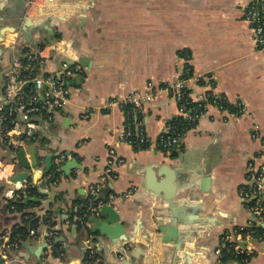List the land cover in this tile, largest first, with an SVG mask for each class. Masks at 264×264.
Instances as JSON below:
<instances>
[{
	"label": "crops",
	"instance_id": "0c3cea01",
	"mask_svg": "<svg viewBox=\"0 0 264 264\" xmlns=\"http://www.w3.org/2000/svg\"><path fill=\"white\" fill-rule=\"evenodd\" d=\"M17 2L0 0V30L17 28L6 33L0 45V84L20 55L21 47L13 48V41L28 42L18 16L8 19L7 10H23ZM249 2L34 0L30 6L27 1V16L41 23V28L34 27L29 43H45L48 55L40 75L61 76L65 62L76 73L69 80V104L54 121L42 124L36 140L26 146L37 145L41 169L47 167L46 156L55 158L59 153L69 155L60 168L72 159L78 164L68 175L61 172L52 187L44 183L46 174L37 171L22 183L25 189L32 179L46 193L39 187L40 195L27 197L38 199L25 202L37 204L26 207L25 213H35L39 222L27 239L12 248L6 245L9 235L0 237L5 264H35L36 253L53 234L52 243L54 238L63 240L49 246L43 264H88L85 258L91 252L96 259L89 264H163L162 258L170 264H222L216 251L227 241L236 253L239 247L242 255L249 256L229 264H264V238L253 237L251 231L258 220L249 200L240 194L254 184L264 152L261 141L252 137L254 127L264 134V51L257 48L253 28L245 19ZM52 44L61 46L58 53L49 50ZM183 52L190 60L181 57ZM187 63L193 74L192 97L221 95L235 111L207 102L180 144L163 152L155 142L166 123L179 115L177 101L164 93L144 108L149 145L137 148L123 142L125 114L107 103L133 91L144 92L150 83L170 85ZM110 148L123 162L115 165V178L108 176L102 182ZM13 155L0 147L5 162L15 161ZM25 171L17 163L16 175ZM95 185L103 186L101 194L108 195L105 204L114 206L124 222L123 243L90 232L88 219L78 227L72 218L73 206H84L88 190ZM128 191L132 193L126 196ZM20 216L12 224L20 222ZM174 221L179 243L169 244L172 252L164 257L166 244L155 231L159 223L169 227ZM24 255L30 256L28 263Z\"/></svg>",
	"mask_w": 264,
	"mask_h": 264
},
{
	"label": "built area",
	"instance_id": "2783aa9c",
	"mask_svg": "<svg viewBox=\"0 0 264 264\" xmlns=\"http://www.w3.org/2000/svg\"><path fill=\"white\" fill-rule=\"evenodd\" d=\"M29 5L33 6L34 0H29ZM245 19L253 28L257 48L264 51V0H250L245 9ZM16 44L21 49L27 48L28 52L14 58L11 69L0 84V147L8 149L14 154L36 140V133L42 124L54 121L56 114L69 104L71 96L69 80L76 73L75 69L65 62L61 76L40 75L48 64L46 49L34 47L29 42L19 44L17 41H13L12 47L14 48ZM48 48L56 54L60 51L61 46L52 44ZM180 55L182 58L190 60L188 52H183ZM34 70H37L36 73ZM192 76V68L187 63L170 85L154 87L150 83L144 92L133 91L122 100H110L107 106H119L126 117V125L121 133L122 141L137 148L149 145V138L142 121L144 108L149 102L164 93L177 101L178 117L182 118V122L187 125L196 124L204 113L207 102L216 104L222 110H227L222 104L223 101H226L224 96L208 94L205 98H193L189 88ZM47 87L48 89H46ZM237 108L242 113L241 106ZM179 128L174 122H167L165 129L155 142V147L163 152L175 149L186 132ZM252 137L254 140L259 139L264 146V134L258 127H254ZM68 158L69 155L59 153L54 158V165L60 168ZM261 159L262 162L255 172L254 184L251 187L242 188L240 192L242 197L249 200L250 208L258 220V225L264 223V152L261 154ZM121 162H123L122 159L117 160L116 150L110 148L107 174L102 177V182H106L108 176L116 177L113 170L115 165ZM16 167V161L7 163L0 158V188L4 189L5 198L11 200H15V189H22V182H13ZM10 184H13L14 188L10 189L8 187ZM102 187V185H95L88 190L89 205L83 215L79 214L80 206H73L75 222L84 224L90 215L96 214L103 206L104 203L96 201L101 195ZM131 193L132 191H128L126 196ZM34 233L35 231L32 230L31 234ZM225 246L223 244V247ZM236 249L237 253H243V251L240 252L239 247ZM221 251L220 248L216 253L221 256ZM91 253L93 254V252Z\"/></svg>",
	"mask_w": 264,
	"mask_h": 264
},
{
	"label": "water",
	"instance_id": "95a60500",
	"mask_svg": "<svg viewBox=\"0 0 264 264\" xmlns=\"http://www.w3.org/2000/svg\"><path fill=\"white\" fill-rule=\"evenodd\" d=\"M27 1L28 0H19L17 2L16 6H20L23 10L20 12V10L16 9L14 11L7 10L9 12L10 16L8 19L11 18V16H18V18L21 21V31L26 36V39L28 42H31L33 39V30L34 27L37 26L41 28V23H37L34 19L29 18L26 13V9L24 11V8L27 7ZM16 27L6 26L0 30V45L4 40V36L8 32H16ZM36 44H39L38 40H34ZM36 46L35 44L33 45ZM2 54V48L0 47V55ZM1 77V76H0ZM40 154L38 153V147L35 144H30L21 150H19L16 154L13 155V160H15L20 167L25 169V172L19 173L15 177H13V182H25L34 171H37L39 174L44 176L46 173H48L53 165V159L54 156H46L45 162L47 163V167L44 169L40 168ZM78 162L76 159L68 160L61 168L60 171L64 172L66 175L70 174L72 170L77 166ZM166 176V174H165ZM40 190L43 193H46L44 189L41 188V184H39ZM81 195H84V190L79 191ZM3 197H5V194H3ZM28 201H38L37 198L35 199H26L25 202ZM81 202L84 203L83 200ZM60 212V209H57ZM88 224H90V232L92 233H99L101 236L106 237L113 243H123L127 237H126V227L124 225V222L121 220V216L118 213V211L114 208V206L110 204H105L100 207L99 211L90 216L87 220ZM262 227H264V224H262ZM175 221L170 224L169 227H165L164 224L159 223L158 228L156 229V233L158 236L162 237V242L166 244V246L163 248V254L164 257L166 255H169L168 253L172 252L171 245L173 244L178 245L179 239L177 237V232L175 229ZM48 235L46 234L45 237ZM63 238H54V243H52L50 240H47L43 246L38 250L36 253V256L38 260L35 262V264H43L42 259L45 256V251L49 248L50 245L56 244L59 241H62ZM133 241V240H132ZM31 246H33V243H31ZM124 247L126 244L123 245ZM2 250V248L0 249ZM30 254H33L32 250H29ZM188 257V255H185ZM24 260L28 263L30 256L24 255ZM163 264H170L169 262H166V259L162 258ZM6 260L1 257L0 258V264H5Z\"/></svg>",
	"mask_w": 264,
	"mask_h": 264
},
{
	"label": "trees",
	"instance_id": "16d2710c",
	"mask_svg": "<svg viewBox=\"0 0 264 264\" xmlns=\"http://www.w3.org/2000/svg\"><path fill=\"white\" fill-rule=\"evenodd\" d=\"M45 43H39L37 46L39 48H43ZM28 52L27 48L20 49L19 54H22V56ZM24 60V59H23ZM37 70H34V73H36ZM26 74V72H24ZM222 104L225 108L235 111L232 105H230L227 101H223ZM182 118L177 117L172 122L177 124L181 129L186 131L187 129L191 128L194 124L187 125L185 122H182ZM146 146H142V148H145ZM61 178V171L60 168L56 167L55 165L51 168V170L46 173L45 175V185L48 187H52L55 183H57ZM3 188H0V237L4 236L5 234L9 235V241L6 243V245H10L12 248H14L17 245H20L22 240L27 239L28 234L31 229H37V226L39 224L38 218H36L35 213H25L26 207H34L37 204L36 203H25V199L27 197H31L34 195H40L39 187L32 183V179H30L27 183V187L25 189L19 190L15 192V200H11L8 198L3 197ZM108 200V195L106 192L103 191V193L97 198L96 201H101L102 203H106ZM89 200H86V204L84 206L78 204L80 206L79 214L83 215L86 213V209L89 205ZM21 215V216H20ZM74 215V213H73ZM72 215V218H73ZM21 217V221L17 223L12 222L14 220H17L18 217ZM28 217V219H25ZM48 219V218H47ZM80 226L79 222H75ZM50 227H53L54 224L51 222L49 225ZM51 231V230H50ZM252 236L255 238H264V227L261 225H255L254 228L251 229ZM53 233H57L56 230L52 231ZM50 236L49 240H53V236ZM3 244V240L0 241V246ZM226 246L222 248L221 256H220V262L222 264H229L230 260H242V258H247L246 255L237 254L234 250L233 243L227 241L225 244ZM92 253H88L85 258L86 263H92L96 258Z\"/></svg>",
	"mask_w": 264,
	"mask_h": 264
}]
</instances>
